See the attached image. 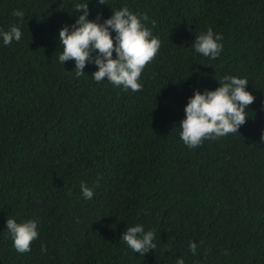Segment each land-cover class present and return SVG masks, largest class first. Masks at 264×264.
Instances as JSON below:
<instances>
[{"label":"trees","instance_id":"trees-1","mask_svg":"<svg viewBox=\"0 0 264 264\" xmlns=\"http://www.w3.org/2000/svg\"><path fill=\"white\" fill-rule=\"evenodd\" d=\"M76 2L0 0V29L24 12L21 40L0 43V264H264V0H89L90 19L126 6L159 38L136 92L58 62ZM208 27L223 36L215 59L192 48ZM226 74L248 79L250 117L188 148V97ZM8 216L37 220L30 251L12 246ZM137 223L155 233L144 255L119 239Z\"/></svg>","mask_w":264,"mask_h":264},{"label":"clouds","instance_id":"clouds-1","mask_svg":"<svg viewBox=\"0 0 264 264\" xmlns=\"http://www.w3.org/2000/svg\"><path fill=\"white\" fill-rule=\"evenodd\" d=\"M97 5H109L108 0H96ZM89 0H78L73 11L79 12L72 25L63 26L58 34L62 49L58 62L74 61L75 76L83 75L86 64H94L97 70L91 74L96 82L107 80L113 86L123 87L133 92L142 88L141 73L160 48V40L147 28L138 13L128 7L112 10V14L102 20L90 19ZM12 16L17 22L4 30L0 29V43L7 46L19 42L22 38L20 22L24 12L13 9ZM154 23V22H153ZM114 33V34H113ZM223 36L211 27L202 31L192 43L194 53L209 59L217 58L222 49ZM115 53V56H114ZM215 89H194L184 106V118L179 124V137L188 148L199 146L206 139H217L238 129L250 117L249 105L255 100L254 94L247 89L248 79L236 75H224ZM264 140V132L261 133ZM82 197L91 200L93 187L81 182ZM7 233L17 253L31 250V244L39 237L38 222L34 218L18 220L8 216ZM122 240L134 253L144 255L155 249V233L145 230L143 224L127 226L121 233ZM189 251L197 252V243L189 241ZM43 250V248H42ZM227 255V252H225ZM175 264H185L183 257H178Z\"/></svg>","mask_w":264,"mask_h":264}]
</instances>
